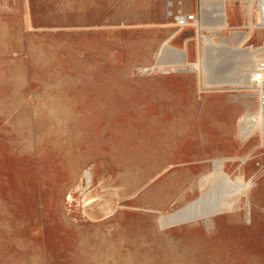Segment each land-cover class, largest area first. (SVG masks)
<instances>
[{
	"label": "rangeland",
	"instance_id": "374dc122",
	"mask_svg": "<svg viewBox=\"0 0 264 264\" xmlns=\"http://www.w3.org/2000/svg\"><path fill=\"white\" fill-rule=\"evenodd\" d=\"M249 1L0 0V264H264Z\"/></svg>",
	"mask_w": 264,
	"mask_h": 264
},
{
	"label": "bare ground",
	"instance_id": "6f19581e",
	"mask_svg": "<svg viewBox=\"0 0 264 264\" xmlns=\"http://www.w3.org/2000/svg\"><path fill=\"white\" fill-rule=\"evenodd\" d=\"M223 1H225V0H212V1H207V0H199V10H201V12H203L204 10H207V8H210L211 6H212V4L214 5L213 6V11H215V14H216V16H214V22H219V24H218V26H217V29L219 30H221L224 26H225V15H223L224 14V12H223V4H224V2ZM248 2H249V4H250V1L249 0H247ZM261 13H264V12H261ZM193 22H197V19H195V21H193ZM263 24H264V14H263ZM226 27V26H225ZM167 51H170V48L167 46V44H165L164 43V46L162 47V51H161V53H165V52H167ZM262 52H264V49H261L260 51H257V52H254L255 54H262ZM180 54V57H181V59H182V64H184L185 65V62H184V56H183V53H179ZM255 69H256V66H255V68H254V71H255ZM254 76L255 75H253V78H254ZM253 81H255V79H253ZM253 81H251V84H250V86H249V88H251V87H255L254 86V83H253ZM256 88V87H255ZM259 122H258V127H259V129H260V131H261V128H262V126H263V124H264V110L262 109V111H261V113L259 114ZM241 131H243V129L241 128ZM175 134V133H174ZM173 134V135H174ZM172 135V134H171ZM158 136V135H157ZM174 136H176V135H174ZM180 136V135H179ZM177 137V136H176ZM158 138H160V136L158 137ZM157 138V139H158ZM168 138V137H167ZM166 138V139H167ZM145 139V138H144ZM172 139V138H171ZM148 140V139H147ZM150 140V139H149ZM148 140V141H149ZM155 140V139H154ZM170 140V139H169ZM169 140H167V141H169ZM151 141V140H150ZM159 141V140H158ZM176 141H177V139H176ZM142 142V141H141ZM144 142V141H143ZM174 142V141H173ZM145 143H148V142H145ZM145 143H144V145H145ZM154 143H156V142H154ZM141 144H143V143H141ZM159 144H160V142H159ZM153 145V144H152ZM166 145V144H165ZM159 147V146H158ZM165 147V146H164ZM150 148V147H149ZM160 148V147H159ZM163 148V147H162ZM145 149V148H144ZM164 149V148H163ZM166 149V148H165ZM176 150V149H175ZM184 153V152H183ZM197 155V154H196ZM181 157V156H180ZM182 158V157H181ZM187 158V157H186ZM185 158V159H186ZM166 159V158H165ZM162 160H163V158H162ZM184 160V159H183ZM138 162V161H137ZM213 167H214V172H213V174H210V175H206V177H202V179H201V181H203V182H205V184H207V183H210V182H212V183H214L215 185H218L219 186V189H220V187H223V188H225V189H237L238 191H243V190H245V186H243V185H239L238 186V184H235V183H233V182H231L230 180H229V178L228 177H226V176H224L223 175V172H222V169H223V164H222V161H220V160H215L214 162H213ZM128 170V169H127ZM191 180V179H190ZM212 186V185H211ZM207 188V187H206ZM215 188V187H214ZM211 189V188H210ZM247 189V188H246ZM211 193V192H210ZM237 194H238V192H237ZM212 195V194H211ZM241 195V194H240ZM183 199V198H182ZM200 202H203V201H200ZM235 201L233 200V199H229V202L227 203L226 202V207L228 206V207H231L232 205H233V203H234ZM151 204V203H150ZM197 203L195 202V203H193L192 205H189V206H187L183 211H181L179 214H177V215H173V216H168V217H162L161 218V221L162 222H164V224H166V223H169V222H172L173 223V221H175L180 215H184L185 213H187L186 211H188L190 208H192V207H194L195 205H196ZM225 206V205H224ZM193 211V210H192ZM179 215V216H178ZM177 221V220H176ZM160 222V221H159ZM163 224V223H162ZM169 225V224H168ZM135 228V227H134ZM126 229V228H125ZM132 235V234H131ZM134 236V235H133ZM134 238V237H133ZM131 241H132V239H131ZM123 243V242H122Z\"/></svg>",
	"mask_w": 264,
	"mask_h": 264
},
{
	"label": "built area",
	"instance_id": "2783aa9c",
	"mask_svg": "<svg viewBox=\"0 0 264 264\" xmlns=\"http://www.w3.org/2000/svg\"><path fill=\"white\" fill-rule=\"evenodd\" d=\"M258 9L261 12H264V0H260ZM196 16L194 13L192 14H179L175 16L174 22H176L175 26L180 27L183 25H187L188 23H191L192 21H195ZM255 69V83L258 85L257 87V93H258V106L260 109L264 110V59L260 60L256 65Z\"/></svg>",
	"mask_w": 264,
	"mask_h": 264
}]
</instances>
